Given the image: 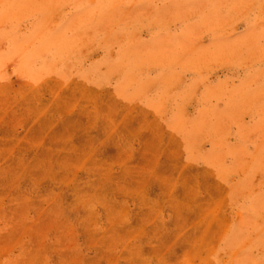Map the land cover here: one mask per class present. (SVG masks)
Here are the masks:
<instances>
[{
    "label": "rangeland",
    "instance_id": "1",
    "mask_svg": "<svg viewBox=\"0 0 264 264\" xmlns=\"http://www.w3.org/2000/svg\"><path fill=\"white\" fill-rule=\"evenodd\" d=\"M0 264H264V0H0Z\"/></svg>",
    "mask_w": 264,
    "mask_h": 264
}]
</instances>
